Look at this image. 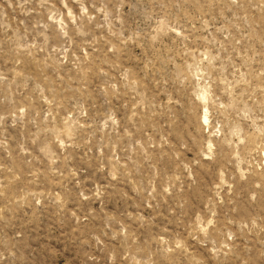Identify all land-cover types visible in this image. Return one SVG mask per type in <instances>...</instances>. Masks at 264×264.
Masks as SVG:
<instances>
[{
  "label": "rangeland",
  "instance_id": "1",
  "mask_svg": "<svg viewBox=\"0 0 264 264\" xmlns=\"http://www.w3.org/2000/svg\"><path fill=\"white\" fill-rule=\"evenodd\" d=\"M0 264H264V0H0Z\"/></svg>",
  "mask_w": 264,
  "mask_h": 264
}]
</instances>
